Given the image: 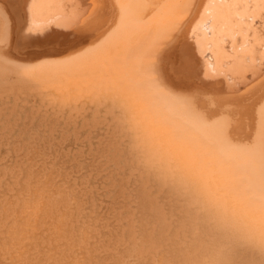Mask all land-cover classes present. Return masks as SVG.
Masks as SVG:
<instances>
[{"label":"bare ground","instance_id":"obj_1","mask_svg":"<svg viewBox=\"0 0 264 264\" xmlns=\"http://www.w3.org/2000/svg\"><path fill=\"white\" fill-rule=\"evenodd\" d=\"M85 2L0 0V264H264V49L224 79L210 0Z\"/></svg>","mask_w":264,"mask_h":264},{"label":"rangeland","instance_id":"obj_2","mask_svg":"<svg viewBox=\"0 0 264 264\" xmlns=\"http://www.w3.org/2000/svg\"><path fill=\"white\" fill-rule=\"evenodd\" d=\"M11 1L19 3L24 0ZM62 2H67V0H62ZM217 5L225 7L226 13L222 16L219 15ZM198 20L202 23H200L202 27L199 26V31L202 30L203 35L201 36L204 39L201 41L203 42L201 49L204 50L207 46L206 51L208 52L203 57H207L208 69L216 76L228 79L224 75L227 72H222V69L221 72L218 69L215 70L214 59L218 52L225 55V60L221 58L223 68L231 70L235 60H250L254 47L264 49V43H259L264 38V0H210L209 6L203 8ZM220 35L221 37L218 38ZM211 62L212 67H210Z\"/></svg>","mask_w":264,"mask_h":264},{"label":"snow or ice","instance_id":"obj_3","mask_svg":"<svg viewBox=\"0 0 264 264\" xmlns=\"http://www.w3.org/2000/svg\"><path fill=\"white\" fill-rule=\"evenodd\" d=\"M73 3H75V0H73ZM92 4L90 2H85V4L83 5V12L82 14L77 18V23L79 24L80 20H82L84 17L88 16L89 12L92 10ZM105 11H107V7L105 6ZM90 39V37L88 38ZM88 39H85L84 43L85 45L88 44ZM238 195H242V193H238ZM223 264V262H222Z\"/></svg>","mask_w":264,"mask_h":264}]
</instances>
